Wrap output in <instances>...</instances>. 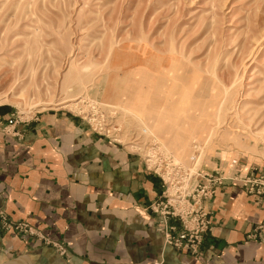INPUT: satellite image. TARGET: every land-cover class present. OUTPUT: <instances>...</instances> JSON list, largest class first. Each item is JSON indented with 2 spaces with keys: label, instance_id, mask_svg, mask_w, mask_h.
Here are the masks:
<instances>
[{
  "label": "rangeland",
  "instance_id": "obj_1",
  "mask_svg": "<svg viewBox=\"0 0 264 264\" xmlns=\"http://www.w3.org/2000/svg\"><path fill=\"white\" fill-rule=\"evenodd\" d=\"M3 106L0 132L16 140L50 115L139 159L160 181L144 211L182 251L154 205H193L198 190L206 233L229 187L264 208V0H0ZM249 240L264 244V216Z\"/></svg>",
  "mask_w": 264,
  "mask_h": 264
},
{
  "label": "crops",
  "instance_id": "obj_2",
  "mask_svg": "<svg viewBox=\"0 0 264 264\" xmlns=\"http://www.w3.org/2000/svg\"><path fill=\"white\" fill-rule=\"evenodd\" d=\"M78 127L49 115L28 142L0 132V206L11 219L69 242L60 255L41 239L0 230V264H264V244L242 241L264 208L239 189L213 200L217 224L200 255L175 250L144 211L159 179L135 156Z\"/></svg>",
  "mask_w": 264,
  "mask_h": 264
},
{
  "label": "built area",
  "instance_id": "obj_3",
  "mask_svg": "<svg viewBox=\"0 0 264 264\" xmlns=\"http://www.w3.org/2000/svg\"><path fill=\"white\" fill-rule=\"evenodd\" d=\"M175 167V166H174ZM174 167L172 169H174ZM209 195L212 192L207 191ZM187 199L190 198V194L186 195ZM185 195L182 193L181 198ZM173 200V198H172ZM171 200V201H172ZM201 200V195L198 190L193 189V205L187 201L186 205L180 202L172 201V204H156L153 208V214L157 216L158 220L155 219L158 230L163 232L165 241L175 247L183 250L189 251L193 255L200 254L199 240L203 237L204 225L209 224V220H203L202 217H197L195 211L197 206H199ZM193 212V219L190 215ZM176 217L181 222V226L174 227L170 225V220ZM0 229L15 231L21 236L32 235L33 231L31 227L22 222L11 221L0 209ZM62 244V243H61ZM65 247L64 244H62ZM64 251L63 248L60 247Z\"/></svg>",
  "mask_w": 264,
  "mask_h": 264
},
{
  "label": "bare ground",
  "instance_id": "obj_4",
  "mask_svg": "<svg viewBox=\"0 0 264 264\" xmlns=\"http://www.w3.org/2000/svg\"><path fill=\"white\" fill-rule=\"evenodd\" d=\"M185 135H183V133L179 136V138L177 139V143L178 146H183V138Z\"/></svg>",
  "mask_w": 264,
  "mask_h": 264
}]
</instances>
